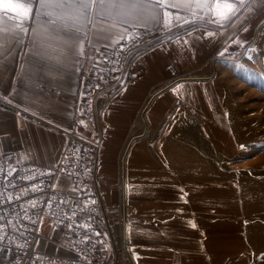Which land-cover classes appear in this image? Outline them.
<instances>
[{
	"label": "crops",
	"instance_id": "1",
	"mask_svg": "<svg viewBox=\"0 0 264 264\" xmlns=\"http://www.w3.org/2000/svg\"><path fill=\"white\" fill-rule=\"evenodd\" d=\"M84 2L52 0L66 6L37 13L34 0H3L14 8L0 7L4 177L23 163L55 167L75 130L99 145L90 171L106 214L98 232L107 263L115 247L123 256L125 239L134 264H250L244 203L221 173L237 146L216 75L221 60L264 36V0H96L90 10ZM224 4L233 7L221 21ZM29 8L20 32L13 25ZM145 31L156 43L127 82L90 96L80 66L92 72L102 49ZM57 185L75 192L68 175ZM46 244L48 252L75 256Z\"/></svg>",
	"mask_w": 264,
	"mask_h": 264
},
{
	"label": "built area",
	"instance_id": "2",
	"mask_svg": "<svg viewBox=\"0 0 264 264\" xmlns=\"http://www.w3.org/2000/svg\"><path fill=\"white\" fill-rule=\"evenodd\" d=\"M153 35L145 31L102 49V61L92 72L81 65V83H88V94L97 97L113 86L124 85L138 58L156 43ZM98 152L97 143L79 137L73 130L60 162L53 168L23 163L13 177L6 178L0 160V264H111L107 263L108 252L98 232L100 225L106 224L105 209L90 171ZM61 175L72 179L75 192L55 188ZM44 219L53 227H61L57 238L47 240L75 256L38 249ZM85 224L89 227L78 226ZM114 252L112 264H125L124 256L129 259L125 246L122 257L116 247Z\"/></svg>",
	"mask_w": 264,
	"mask_h": 264
},
{
	"label": "rangeland",
	"instance_id": "3",
	"mask_svg": "<svg viewBox=\"0 0 264 264\" xmlns=\"http://www.w3.org/2000/svg\"><path fill=\"white\" fill-rule=\"evenodd\" d=\"M216 76L237 146L221 173L244 203L250 264H264V36L238 57L221 60ZM60 230L44 219L38 249L48 252L47 239Z\"/></svg>",
	"mask_w": 264,
	"mask_h": 264
},
{
	"label": "snow or ice",
	"instance_id": "4",
	"mask_svg": "<svg viewBox=\"0 0 264 264\" xmlns=\"http://www.w3.org/2000/svg\"><path fill=\"white\" fill-rule=\"evenodd\" d=\"M95 3H96V0H85V2H84L81 6L84 7V8H88V9L90 10V9H91V6L94 5ZM99 3H100L101 6H103L104 3H105V0H99ZM34 4H35V6L37 7V13H38L40 9H46V8H48L50 5H52V0H34ZM52 6H55V7H65L66 5H64V4L61 3V4H55V5H52ZM114 6H115V5H114ZM141 6H143V5H141ZM0 7H3L5 10H12V11H14L13 6H12V5L4 4V3H3V0H0ZM168 7L174 8V9L177 10V12H179V10H180V8H181V5H180V4H171V5H168ZM216 7H217V8H220L221 5L218 3V4L216 5ZM232 7H233V6H232L231 4H224V5H223V8L226 9V11H224V12H218V13H217V15L219 16V19H220L221 21H223V20H225V19L228 18V14L232 12ZM30 14H31V8H29V10H27V11L22 12V13L20 14V15H21V20H20V22L14 24L13 27L19 29L20 32L27 31V29H26V27H25V24L27 23V20H28ZM232 14H234V13H232ZM165 15H166V16H171L172 13H170V12H165ZM178 18H179V16L177 15V19H178ZM51 22H52L53 24L55 23L54 20L51 21ZM207 35L211 36L212 33H208ZM129 38H131V37H129ZM82 123H83V122H82ZM35 190H36V188H35V186H34V187H33V191H35ZM61 203H64V202L62 201ZM93 203H95V202L93 201ZM32 206L35 207V203H34V202L32 203ZM86 206H87V205H85V207H86ZM81 211H83V209H81ZM73 215H75V213H73ZM2 219H3V218L0 217V220H2ZM78 226L85 227V228L89 227V226L86 225V224H85V225H78ZM70 227H71V225H70ZM193 227H195V225H193ZM97 235H98V233H97Z\"/></svg>",
	"mask_w": 264,
	"mask_h": 264
},
{
	"label": "water",
	"instance_id": "5",
	"mask_svg": "<svg viewBox=\"0 0 264 264\" xmlns=\"http://www.w3.org/2000/svg\"><path fill=\"white\" fill-rule=\"evenodd\" d=\"M165 89H163V91H164ZM4 108H6V109H9V110H11V111H16L13 107H11V106H9V105H7V104H3L2 105ZM126 186V185H125ZM124 186V187H125ZM123 223H124V227H125V232L127 231V210H126V196H125V198H124V202H123ZM125 250H126V253H127V255H128V257H129V260H130V262H131V264H134L133 263V260H132V258H131V255H130V253H129V250H128V248L125 246Z\"/></svg>",
	"mask_w": 264,
	"mask_h": 264
},
{
	"label": "bare ground",
	"instance_id": "6",
	"mask_svg": "<svg viewBox=\"0 0 264 264\" xmlns=\"http://www.w3.org/2000/svg\"><path fill=\"white\" fill-rule=\"evenodd\" d=\"M124 164H123V169H124ZM124 231H125V227H124ZM124 246H126V243H125V241H123V250H124Z\"/></svg>",
	"mask_w": 264,
	"mask_h": 264
}]
</instances>
